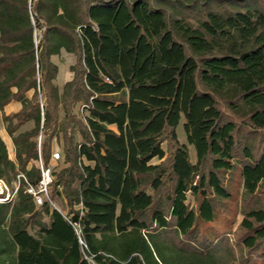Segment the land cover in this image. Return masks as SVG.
I'll use <instances>...</instances> for the list:
<instances>
[{
  "label": "trees",
  "instance_id": "1",
  "mask_svg": "<svg viewBox=\"0 0 264 264\" xmlns=\"http://www.w3.org/2000/svg\"><path fill=\"white\" fill-rule=\"evenodd\" d=\"M11 100L0 177L35 183L36 137L48 164L60 132L68 211L20 186L0 204V264H264V206L238 203L264 195V0H0V109Z\"/></svg>",
  "mask_w": 264,
  "mask_h": 264
},
{
  "label": "built area",
  "instance_id": "2",
  "mask_svg": "<svg viewBox=\"0 0 264 264\" xmlns=\"http://www.w3.org/2000/svg\"><path fill=\"white\" fill-rule=\"evenodd\" d=\"M85 105H81L83 108ZM41 139L38 138L37 148H38V159L36 162V167L39 169V177L35 183L30 182L27 177L23 173L17 174L18 183L14 186H11L4 178L0 177V204L2 203H12L17 195V191L20 186L23 187V191L29 194L32 198V201L35 206H41L45 202H48L51 208L58 210L55 203L52 201L51 192L52 186L54 184V170L48 164H44L40 155V145ZM61 152H53L51 154L52 161L61 160ZM58 190L61 191L62 187L58 186ZM77 208L81 209V206ZM82 210V209H81ZM59 211V210H58ZM61 212V211H60ZM62 213V212H61ZM64 214V213H63ZM74 228L78 229V224L73 223ZM79 243L81 246H85L82 240L79 238ZM84 257L87 259L88 264H96L91 257L87 256V254L83 251Z\"/></svg>",
  "mask_w": 264,
  "mask_h": 264
},
{
  "label": "rangeland",
  "instance_id": "3",
  "mask_svg": "<svg viewBox=\"0 0 264 264\" xmlns=\"http://www.w3.org/2000/svg\"><path fill=\"white\" fill-rule=\"evenodd\" d=\"M37 33H38V35L40 34L39 31H37ZM74 58L75 57H74L73 54L62 51L59 55L54 56L53 60H54V62L59 64V66L61 67L62 73H66V72L70 71L68 66L74 61ZM58 89L60 90V88H58ZM76 109L79 111L78 108H76ZM59 116H60V120H62L61 111L59 113ZM183 123H184V119L182 118L180 120L179 125L177 126V135H178V138H179L181 143L187 144L188 149H189L190 160H191V162L194 163L195 160H196L195 151H194L193 146L187 143L186 135H185V132H184V129H183ZM32 125L33 124L24 125L23 128H31ZM5 126H6V123H5ZM39 137H40L41 140L43 139L42 134H39L36 137L37 141H38ZM77 138H78V140L80 139L79 135H77ZM61 146H62L61 133L58 132V135L56 137H54L53 140H52L51 154L53 152H57V151L62 152L61 151ZM36 162H37V160L34 161L35 165H36ZM157 162H158V160L156 158L152 160V163H157ZM48 165L51 168H53L54 171H58V170H60V168H62L63 163H62L61 160L52 161L51 158H50V160L48 162ZM8 176H9V181L7 180L6 177L4 179L11 186H14L15 184L18 183L17 175L13 176V174L9 173ZM51 198H52V201L55 203V205H56V207L58 208L59 211H61L64 214L68 211V207H67L65 201L63 200V198L61 196L54 195L53 191H52L51 192ZM187 201H189V204L194 205V201H193V199H191L190 196L187 198ZM238 203H239V205L247 204V205H251V206H264V195H260V196H256V195L240 196L239 199H238ZM240 219H241V216L238 215L237 216V222H239ZM29 231L31 233H33L34 229H30Z\"/></svg>",
  "mask_w": 264,
  "mask_h": 264
},
{
  "label": "crops",
  "instance_id": "4",
  "mask_svg": "<svg viewBox=\"0 0 264 264\" xmlns=\"http://www.w3.org/2000/svg\"><path fill=\"white\" fill-rule=\"evenodd\" d=\"M62 51H64V50H62ZM54 56H57V55L51 56V60L53 62H54V60H53ZM54 63L58 67V72H57V76H56V79H55L54 83L61 90L63 85H64V83L69 81L72 78L73 74H72L71 71H68L66 73H62V70H61V67L59 66V64H57L56 62H54ZM73 63H74V61L70 65H72ZM70 65L68 66L69 70H70ZM32 93H33L32 90L28 91L27 92V97L30 98ZM21 107H22V104H21L20 101L11 100L6 105H4V107L2 109H0V138L5 143V146H6V149H7L8 158L10 160H13V161H15V146H14L13 139H12L11 135H9V133L7 132L5 123H4L3 119H2V115L3 114H5V115L14 114V113L18 112L21 109ZM28 124H32V122L28 121L24 125H28ZM24 125H22L19 128V131H23V130L29 129V128H23Z\"/></svg>",
  "mask_w": 264,
  "mask_h": 264
},
{
  "label": "water",
  "instance_id": "5",
  "mask_svg": "<svg viewBox=\"0 0 264 264\" xmlns=\"http://www.w3.org/2000/svg\"><path fill=\"white\" fill-rule=\"evenodd\" d=\"M31 1V0H30Z\"/></svg>",
  "mask_w": 264,
  "mask_h": 264
}]
</instances>
